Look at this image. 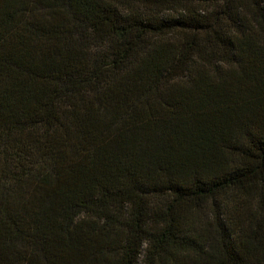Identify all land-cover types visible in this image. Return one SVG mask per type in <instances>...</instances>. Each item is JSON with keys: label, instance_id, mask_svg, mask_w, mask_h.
<instances>
[{"label": "trees", "instance_id": "1", "mask_svg": "<svg viewBox=\"0 0 264 264\" xmlns=\"http://www.w3.org/2000/svg\"><path fill=\"white\" fill-rule=\"evenodd\" d=\"M0 264H264V0H0Z\"/></svg>", "mask_w": 264, "mask_h": 264}]
</instances>
